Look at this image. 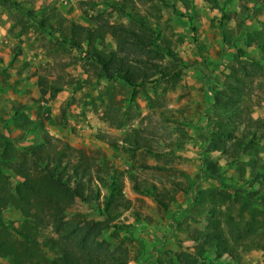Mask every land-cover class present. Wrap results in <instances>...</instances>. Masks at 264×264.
Listing matches in <instances>:
<instances>
[{
    "label": "rangeland",
    "instance_id": "374dc122",
    "mask_svg": "<svg viewBox=\"0 0 264 264\" xmlns=\"http://www.w3.org/2000/svg\"><path fill=\"white\" fill-rule=\"evenodd\" d=\"M59 1L25 9L2 0L8 33L25 32L26 39L0 42V134L17 150L38 146L52 163L78 165V176L56 174L72 197L66 221L93 227L96 242L124 254V264H157L180 253L198 263L214 259V250L200 256L195 240L213 218L233 250L222 263L264 264V207L258 182L249 178L250 162L264 166V0H192L189 10L180 0H66V9ZM63 21L91 28L103 22L137 28L141 21L157 45L172 52L155 58L166 76L135 89L100 78L98 67L51 29ZM220 35L222 43L215 41ZM99 49L115 50L116 42L107 35ZM214 95L226 101L223 107H214ZM16 112L33 125L17 128ZM226 135L245 143L235 162L221 148L232 145ZM16 178L4 170L1 195L14 194ZM111 182L126 208L104 210ZM40 213L33 224L9 206L1 221L14 241L40 244L54 237ZM0 264L9 259L0 256Z\"/></svg>",
    "mask_w": 264,
    "mask_h": 264
},
{
    "label": "trees",
    "instance_id": "16d2710c",
    "mask_svg": "<svg viewBox=\"0 0 264 264\" xmlns=\"http://www.w3.org/2000/svg\"><path fill=\"white\" fill-rule=\"evenodd\" d=\"M191 1L180 0L186 10L192 9ZM204 1L214 3L216 0ZM28 14L33 16V13ZM178 14L184 16L181 12ZM39 26L45 30L46 22L40 21ZM51 29L59 34L62 44L83 52L84 57L98 67L100 78L108 81L117 79L135 89L141 83H148L154 78L166 76L161 69V64L155 62V58L162 54L172 56V52L168 47L165 51L161 49L156 39L148 34L151 29L141 21L137 28L107 22L95 24L94 28H91L72 21H63ZM107 35L115 40V50L99 49V44ZM213 100V105L217 108L223 107L226 103L219 95H214ZM15 116L17 128L27 130L34 123L23 118V114L16 112ZM254 122L262 126L261 121ZM220 132H224V129L219 121L217 133L220 134ZM228 136L232 140V145L226 146L221 143V148L225 154L228 152L233 157L232 161L235 162L244 154L242 150L245 143L238 136L226 135ZM253 137H255L254 134L251 135V138ZM48 138H50L49 135H44V144L48 143ZM67 149L71 152L80 151L70 147ZM51 159L54 157H50L47 152L43 153L38 146L17 150L8 137L0 134V180L3 178L5 169L14 172L18 178H16L13 195L0 193V256L8 258L10 264H124L126 260L124 254L110 251L102 242H96L98 232L93 227L66 221L65 211L72 197L67 193V182L59 180L56 174L70 171L78 176V165L71 168L67 159L66 167H61L60 158L55 163H52ZM250 163L249 178L258 182L257 190L260 192L259 198L264 207V171L261 170L264 166L258 167L254 161ZM83 174L89 176L90 173L87 171ZM115 186L114 182L108 185L110 195L104 201L105 211H108L112 205L115 208L127 207L123 204L125 201L120 196L121 191ZM155 200L159 205L167 207L160 195H156ZM38 201L43 202L44 208L37 204ZM9 206L19 208L23 219L33 224L39 223L40 212H44L54 237H47L40 244L33 239L27 246L23 242L14 241L1 221L2 212ZM225 235L220 224L211 218L207 221L206 229L200 231L195 240L201 241L198 254L203 256L208 250H214L216 251L214 259H202V262L198 263L191 254L180 253L175 260H159L157 264H224L220 259L221 256L223 254L230 256L233 253ZM43 247L47 249L50 256L43 251Z\"/></svg>",
    "mask_w": 264,
    "mask_h": 264
},
{
    "label": "crops",
    "instance_id": "0c3cea01",
    "mask_svg": "<svg viewBox=\"0 0 264 264\" xmlns=\"http://www.w3.org/2000/svg\"><path fill=\"white\" fill-rule=\"evenodd\" d=\"M62 1H66V0H61L57 3V6L60 8V9H66L68 8V3L67 4H63ZM17 4H19V6H21V8H25V9H31V8H34V9H38L40 6V4H42V6H47L48 4H53L54 3V0H16ZM67 2V1H66ZM2 0H0V42H4V43H7L8 40H12L13 41V44H15L16 42H21L23 41L24 39H26V33H19L17 35V37H12L8 32H9V29H10V25H9V22L8 21H5L8 16H6L5 14L2 13ZM74 23H76L75 21H72ZM78 24V23H77ZM232 27L231 25H229L226 29V31L228 30H231ZM212 34H214V31H212V33L209 34L210 37H212ZM28 35V34H27ZM209 37V38H210ZM215 41H219L222 43V36L220 35L219 37L217 36V38H215ZM180 105H177V107L179 108ZM176 107V108H177ZM216 124V122L214 121L213 123L210 124H207L206 125V128L207 129H210V126H214ZM201 134L204 135H208V133H206V130H201ZM202 140V139H201ZM204 147V145H203ZM212 146L210 144H208V147L206 148L205 146V149L206 151H210V148ZM187 154H192V151L191 150H188L186 151Z\"/></svg>",
    "mask_w": 264,
    "mask_h": 264
},
{
    "label": "built area",
    "instance_id": "2783aa9c",
    "mask_svg": "<svg viewBox=\"0 0 264 264\" xmlns=\"http://www.w3.org/2000/svg\"><path fill=\"white\" fill-rule=\"evenodd\" d=\"M62 3H63V4H67V2H66V1H62Z\"/></svg>",
    "mask_w": 264,
    "mask_h": 264
}]
</instances>
